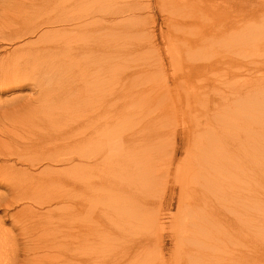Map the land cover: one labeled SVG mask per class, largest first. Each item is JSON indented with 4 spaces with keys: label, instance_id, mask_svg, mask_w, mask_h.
Returning a JSON list of instances; mask_svg holds the SVG:
<instances>
[{
    "label": "rangeland",
    "instance_id": "374dc122",
    "mask_svg": "<svg viewBox=\"0 0 264 264\" xmlns=\"http://www.w3.org/2000/svg\"><path fill=\"white\" fill-rule=\"evenodd\" d=\"M255 1V4L261 5L260 9L263 11L264 0ZM1 2L0 78H8L7 84L9 85L0 84V144H3L7 137L6 144L3 145L8 144L7 147L10 148L17 142L16 146H18L22 141V143H26L25 145L33 147L35 153H39L38 149H44L43 146L47 147L48 144L36 142L33 133L35 132V137L39 130L36 132L37 129L33 126L32 121L35 120L29 117L23 118L26 110L28 112L30 107L28 105L33 103L34 90L32 84H29L32 82L25 78L26 74L30 76V73L24 71L23 65L26 66L24 63L20 64L15 61L18 52L12 50L13 47L20 46L24 41L27 43L28 41L38 43L48 41L55 32L53 31L54 27H46L49 31L42 30L37 35L24 36L22 40H19V37H14L13 41H9L3 37H5L8 28L15 27L16 23L44 24L47 20L54 18L56 13H59V10L54 12L53 9H60L65 3H63L64 0H49L45 5L40 1L38 5V0H7L2 4ZM111 2L115 4L112 5L115 11L132 9L131 11L134 13L133 16L131 15L132 18L126 21H120L119 19L123 18L124 20L128 17L125 14L123 16L119 14L116 19L114 17L109 22L114 54L111 80L116 93L113 103L114 106L120 105V107L127 104L133 111L135 108L138 109L136 114L143 116L142 122L145 125L144 133H140L137 129L138 125H134L132 116L127 119L120 109V116L124 119L121 121L122 117H117L116 121H113L112 127L116 129L112 128L114 131L112 136L120 137L121 141L125 140L127 136H123V134L131 133L134 127L138 130L136 132H138L139 142L140 138L146 135L148 139L152 138L153 140L157 136L158 140L145 149H141L142 147L132 149L130 146L125 149L126 151L119 150L120 147L115 145V141L120 139L108 142L109 145L102 151L100 146L105 144L101 140L97 148L101 150V153L103 152L101 154L103 156L98 158L101 161L95 173L93 172L94 178L93 176H82L76 184L68 175L72 169L69 167L71 164L63 165L68 166L67 169H64L68 174L62 173L59 178L49 175L44 176L45 178L18 179L19 174L14 170L16 174L14 173L13 176L18 178L15 181L13 177L14 180H6L8 181L6 183L2 180L4 183L0 185V198L3 196V198L10 199L9 196L12 194L17 196L22 194L21 196L34 195L35 199H39L43 194L49 195L54 192V195H58L59 201L52 205L56 209L54 217L49 215L47 219L43 218L46 208L38 205H33L32 207H35V209L32 208L33 210L27 209L19 212L21 206L33 204L30 200L19 202L20 204L13 203L8 208L4 203L1 204L0 233L2 235H0V245L4 250L1 249L2 253L0 252V264H264V113L259 110L261 106L258 109L256 107L258 101H264V82L260 81V77L264 76V64L261 63L264 60V16L256 17L258 13H251L239 19L240 13H244V7H242L244 1L240 0H200L199 4H202V9L198 13L199 16L196 14L189 20L184 19L183 6L178 0L99 1L100 4L106 3V6ZM248 3L247 7L252 6ZM30 5H32V9ZM244 5L246 4L244 3ZM215 6L227 8L226 12L212 11ZM109 8L111 6L105 7V9ZM210 12L219 13L217 22H214L213 25L217 24L209 33L201 35L200 31H197L196 25H201L203 22L204 24L209 23L213 18L209 15ZM58 28L60 26H57ZM60 32L65 37L69 31L62 30ZM200 40L203 43L201 47L198 43ZM98 53L95 54L96 57ZM62 54L64 51L59 49L37 59L30 67L31 74L45 60L42 64L54 65L56 72L47 79L48 87L58 86L61 89H70L77 81H72L66 77V74L74 62L81 63L85 58L83 55H79L71 62L65 56L63 59ZM189 54L193 55L192 59H189L191 57ZM134 64H139L137 68L140 67L148 71L160 70L158 76L161 78L159 79L155 75L158 80L155 79L153 85L148 82L144 83L146 78L143 71L136 72L137 75L135 73V75H131L125 71L126 66H129L130 69L135 68ZM210 65L211 67H209ZM204 67L206 71H204ZM19 68L24 71L21 75L18 74L21 70ZM27 68L28 66H26V70H28ZM140 73L142 78L139 76ZM138 77H140L139 80H137ZM13 78L19 82L12 81ZM118 78H120L119 81ZM102 79L104 80V77ZM146 85L152 86L149 87L152 90L148 89L146 101L143 103L146 113L138 114L143 104L137 106L135 99L138 97L133 101L131 96L128 98L129 91L139 89L142 92L144 87H147ZM259 86H263L261 90ZM253 87H256L254 88L256 91L259 90L257 94L252 92V90L254 91ZM165 89L168 90L167 96L162 95ZM219 90L221 93H218ZM236 90L237 92H235ZM211 93L217 101L215 105L209 104V111H203V101L210 102ZM122 98H124L125 104ZM65 99V96L55 99L54 105L60 104L61 100L64 102ZM120 100L122 102H119ZM130 100L131 102H128ZM81 103H85V101H81ZM216 105L220 106L214 108ZM45 107V111L52 109L51 105ZM106 108V106L99 107L98 118L103 115L108 116V112H105L107 115L104 113ZM212 108L215 110L213 111ZM149 109L152 111H148ZM231 109H235L232 113L233 116L228 113ZM75 116V113H62L58 118L56 117V121L48 126V129L53 131L55 126L63 124L70 118H76ZM11 119L14 120L11 121ZM36 123H39L38 119H36ZM148 123H152V125ZM223 123L227 125L226 129L221 127L218 133L216 132L219 142L215 143L212 152L214 155H219V159L215 160L217 167L213 174L216 179L221 178L222 182L215 181L219 182L218 186L220 185L221 190L225 189L219 192L209 190L211 193L204 192L202 194L204 188L199 187L198 183L204 181L202 186H206L207 180H196L197 174L194 173L195 166L198 164L195 157L198 156L199 141L204 137V134L209 132L212 125ZM238 142L243 147H239ZM220 144L224 147L221 148ZM49 146L51 145L49 144ZM18 147L17 149L20 150L22 146ZM108 148H111L110 153ZM139 151L146 155L145 160L142 159ZM29 154L31 153L28 152ZM131 155H134V158ZM252 155L256 157V160L250 159ZM123 157L126 158L123 159ZM119 158H122V161ZM130 158H133L135 162L133 163ZM6 161L8 164L15 162L16 168L26 165L25 168L31 169L29 172L33 170L32 172L38 173L42 168V165L30 167L28 163L16 162V157L8 159L0 157V162ZM116 162L121 165L125 164L128 170H133L134 173H139L141 176L146 173V183L141 180L138 182L132 178V183H128L130 189L117 193L113 187L121 184L124 180L115 176ZM144 170L145 173H143ZM148 170L151 171L153 179L150 182L147 177ZM89 173L93 175L92 172ZM3 178L5 177L3 176ZM191 178L192 180H190ZM22 180L25 182L23 183ZM11 189H15V191ZM62 190L65 191L61 192ZM112 194L122 195L116 197L118 206ZM197 194L198 196H196ZM216 194L217 196H215ZM217 198L219 199L217 200ZM204 200L208 202H204ZM197 201L198 204L199 201L205 203L202 210L196 209ZM191 203L198 210L195 215L193 213L196 210L191 209ZM76 206H83V208L75 210ZM86 208H90L89 213L85 212ZM34 210L38 214L30 212ZM120 217L124 218V221L119 220ZM192 217L203 222L201 226H204L199 229V233L202 229L201 232L204 234L202 237L192 235V242L188 243L189 235L194 233V228H197L194 225L191 231L189 224ZM218 220H222L224 224L221 226L215 224ZM208 221L211 223H207ZM31 222L33 224H30ZM39 222L40 224H38ZM212 225L215 227L213 228ZM182 226L189 228L188 235L180 232ZM219 227L222 228V231H218V234L208 233L211 229L215 231ZM54 233L57 239L53 235ZM117 233H121V236ZM211 236L218 239L210 241ZM38 237H42L43 240L45 238V240H36ZM196 242L200 244L199 251ZM43 244L47 245L46 248ZM1 246L0 248H2ZM183 250L186 253L182 255ZM189 250L196 253L190 257Z\"/></svg>",
    "mask_w": 264,
    "mask_h": 264
},
{
    "label": "bare ground",
    "instance_id": "6f19581e",
    "mask_svg": "<svg viewBox=\"0 0 264 264\" xmlns=\"http://www.w3.org/2000/svg\"><path fill=\"white\" fill-rule=\"evenodd\" d=\"M1 1L0 2L2 4L4 2H6L7 0L6 1L5 0H1ZM39 1L42 4L45 5V3H47V1H49V0H38V5H39ZM99 1L101 2L102 0H64L63 3H65V4H62L60 9L59 8L58 9H53L54 12H57V10H59V13H56L53 16L54 18H52L50 20H47V22H44V24L37 23V24H32L31 25V24L26 23V22H24V23L21 22L20 24L16 23L15 27L10 26L8 28L7 32L5 33V35H4L5 37H3V39H7V40L10 41L14 37H17V38L19 37V40L20 39L22 40V38H24V36L25 37L26 36L30 37V36L37 35L42 30H44V32H47L49 30H47L46 27H54L53 31H55L53 33L52 38L49 39L48 41H44L42 43H38V42H29L27 40L28 43L24 41L23 44H21L20 46H18V47L15 46V48L13 47L12 51L13 52H15V51L18 52V54H17V56L15 58V61H17V63H20V64L24 63L26 66H28V68H27L28 70H26V66L23 65V67H25V68H23L24 71L30 73V76L26 74L25 78L29 79L28 81L32 82V83H29V84H32V86H33L32 89L34 90L33 91V97H32L33 103L31 102L32 104L28 105L30 107L28 108V112L26 110V113L24 114L23 118L29 117V118H32L35 121H36V119H38L39 123L35 124V121H32L34 128L37 129L36 132H38V130H39V132L36 134L35 137H34V135H35L34 133L35 132L33 133V138H35L36 142H38V143L44 142V143H47L48 145L46 144L47 147L43 146L44 149L39 148L38 149L39 153H35V149L33 147L31 148V146L25 145L26 143H24V142L22 143V141H20L19 144L22 147L20 148V150H18L17 148H19L18 146H20L19 144H18V146H16L18 142L15 143L16 145H14L13 147H10V148L7 147V146H9L8 144L7 145H3V144H6V138L7 137H5V139L3 141V144H0V157H5L6 159L16 157V159H17L16 162H20L22 164H27L28 163V164H30V167L31 166L35 167V165H37V166L38 165H42V168H40L41 170L38 173H36V172H32L33 170L31 172H29V170H31V169L28 170L29 167L25 168L26 165L25 166L24 165L23 166H19V168H16L15 167V162H11V164H8L7 161L6 162H0V185L3 184L4 182L5 183L8 182L6 180H14V178H15V181H16V178H18V177L13 176V174L14 173L16 174V172H17V174H19V178L18 179H24V180H29L30 178L32 179V178H37V177L49 176V175L50 176L53 175L54 178H56V177L59 178L62 175V173H64L65 175L67 173V171H65L64 169H67L66 167H68V166H63L65 164H71V165H69V167L70 168L72 167V169L70 170V172H68L69 174L68 173L67 174L70 176V178L76 184L78 182V180H80L82 178V176L83 177H85V176H89V177L93 176V178H94L93 172L95 173L96 168L100 165V161H101V160L99 161L98 158L103 156V155H101L103 152L101 153L100 152L101 150H99L97 148L98 145H99V142L101 140H103V142L105 144L102 147L100 146L102 151L106 148V146L109 145L108 142H110V141L112 142L115 139H120V140L115 141V145L120 147L119 150H122V151L123 150L126 151L125 149L126 148H130V146H132V149H136V148L140 149V147H142L141 149H145V148L148 147V145H151L154 142L156 143V141L158 140V139H156L157 136H155V135H154L155 136L154 139L156 141L153 140L152 138L148 139V136L144 135L145 137L140 138V142H139V139H138L139 136L137 135L138 132H136V131L139 130L140 133H144V129H145L144 126L145 125H143V122H142L143 121L142 120L143 116L141 117V116L137 115L136 113H137L138 109L135 108L134 111H133V109L131 107H129V105H127V104L126 105H122V107H120V105L114 106L115 104L113 103L114 98L116 97V93H115V87L112 84V80H111V77L113 75V64H112V61H113L114 54H113V51H112V40H111L112 30H111V24L109 22L112 21V19L114 17L116 19L117 15H119V14L121 16H123L125 14L128 18H125L124 20H123V18H121L119 20L120 21H126L127 19L132 18L134 13H132V11H131L132 9L131 10H123V11H115L114 8H112L113 7L112 5H115V4L112 3V2L111 3H107L108 6H111V8L105 9V7L108 8V6H106V3L105 4H100ZM125 1L126 2H130V0H125ZM132 1L133 0H131V2ZM178 1H180L181 2L180 4L183 6L182 10H183L184 13L182 15L185 17L184 19H186V20L191 19L193 16L198 14L200 12V10L202 9V7H201L202 4H199L200 0H178ZM240 1L241 2L244 1L242 3V5H243L242 7H244V9L243 8L242 9L244 10V13H242V12L240 13V15L238 16L239 19L241 17H243L244 15H246V14L248 15V14H251V13H258L256 15V17L264 16V10L262 11L260 9L261 5L255 4L256 3L255 0H240ZM117 2H119V1H117ZM248 2L250 4H252V6L247 7L248 6L247 5ZM244 3L246 5H244ZM31 4H33V3H31ZM98 4H100V5H98ZM41 6H39V7H41ZM34 7H35V5H34ZM30 8L32 9V5H30ZM194 8L196 10L195 13H194ZM226 9L227 8H222L221 6L220 7L219 6H215V7L212 8V11H217V12L219 11V13L220 12L223 13V12H226ZM260 10H261V12H259ZM165 11H167V10H165ZM217 12H215V13L214 12H210L209 13V15H211L213 17L209 23H205L204 24V22H203V24H201V25L200 24L196 25L197 26V31H200L201 35H205V34L209 33L210 30L214 29V26L217 23L215 25H213V24H214V22H217L216 19H218L217 16L219 14ZM188 15H191V16L187 17ZM198 16H199V14H198ZM42 25H44V26H42ZM57 26H60V28L57 29ZM44 28H46V29H44ZM62 30L63 31L64 30H68L69 31L65 37H63V33L60 32ZM58 32H60V34H57ZM12 41H11V43H12ZM198 43H199V47H201V45L203 44L201 40ZM59 49H62V51H64V54H62V58L64 59V56H65L71 62L74 61L75 58L78 57L79 55H83V57L85 58L81 63L80 62H78V63L74 62L72 67L69 68L68 73L66 74V77L70 78L72 81H75V82L77 81L78 83L76 82V84L74 86H72L68 90H66L65 88L61 89L58 86H55V88H49L48 87V80L47 79L50 76H52V74H54L56 72H55V66L54 65H50L49 66L48 63L42 64V62H44L45 60H43L39 64V66L36 67L35 71L31 74L32 69L30 67H32L31 65H32L33 62H36L37 59H41V58L45 57V55L47 56L48 54L53 53V52H55V51H57ZM97 52H99V53H98V56L96 57L95 54ZM9 53H7V54L10 55ZM99 54H100V56H99ZM189 55L191 56L189 59H192L193 55H191V54H189ZM29 60H32V61H29ZM261 63L264 64V60ZM134 65H136V67L133 68V69H130L129 66H126L125 67V71L127 73H130L131 75L134 74V73L137 75L136 72H142L143 71L144 74L143 73L142 74L145 75V78H146L144 80V83L148 82V83L153 85V83H155V81L158 80L157 78H159V79L161 78L160 76H158V74H160L159 73L160 70L148 71L147 69H141L140 67L137 68V66H139V64H134ZM209 67H211V65ZM19 69H21V68H19ZM23 69H21L19 71L20 73H18V72L17 73L21 75L22 72H24ZM203 69H205V67ZM204 71H206V69ZM5 75H7V74H5ZM155 75H156L157 78H155ZM163 75H162V77H163ZM15 76H12V77H15ZM139 76H141V73H140ZM103 77H104V80L102 79ZM15 78H13L12 81L19 82ZM133 78L135 79V77H133ZM139 78L140 77H138L137 80H139ZM141 78H142V76H141ZM10 79H12V78H10ZM255 79L257 80V78H255ZM260 79H261L260 81L264 82V76L260 77ZM119 80H120V78H118V81ZM207 81H208V79H207ZM8 82H9L8 78H4V77L2 79L0 78V84L1 85H4V86L6 85L7 86V85H9V84H7ZM20 82H21V80H20ZM10 85H11V82H10ZM146 86L147 87H144V90L142 92H140L139 89H133V90L129 91L128 98L131 96V98H133V99L130 98L132 101L136 97L140 98L139 100H138V98L135 99L136 102H137V106L145 103V101H146V93H148V89H150V91L152 90V88H149L151 85L149 87H148V85H146ZM262 87H260L259 89L261 90ZM141 88H143V87H141ZM254 88H256V87H253V89ZM213 90H216V89H213ZM235 92H237V90ZM252 92L257 94L259 92V90L256 91L254 89V91L252 90ZM166 93H168V90L165 89L162 92V95L163 94L166 95ZM218 93H221V90H219ZM62 96H65L66 99L64 100V102H62V100L59 101L60 104H55L56 105V107H55L54 100L58 99V98H62ZM210 98H211L210 102H207L206 100L203 101V108H204L203 111L204 110L205 111H209L210 110L209 104L215 105V102L217 101L215 99L216 97L214 98L212 93H211L210 94ZM122 99L124 100V98H122ZM121 100L119 102H122ZM131 100L128 101V102H131ZM81 101H85V103H86V101H88V103H86V105L84 106L85 103H81ZM136 102H135V104H136ZM56 103H57V101H56ZM132 103H134V102H132ZM224 103L226 104V102H224ZM124 104H125V100H124ZM256 104H257L256 105L257 109L261 106L259 108V110H262L263 111L262 113H264V107H263L264 106V101L260 100ZM48 105H51L52 109L50 111H45L44 110L46 108L45 106H48ZM100 106H102V107L106 106L107 107L106 110L104 111V113L108 112V116L107 117L105 115H103L102 117L98 118L97 110H99ZM217 106H220V105H216L214 108H216ZM214 108H212L213 111L215 110ZM120 109H122L121 112H123V114L127 117V119L132 116L133 122L135 123L134 125H136V124L138 125V128H137L138 130L133 127L131 133H127V135L123 134V136H127V137H126L125 140H122V141H121L120 137L112 136V135H114L113 134L114 131H113L112 128H115V127H112L113 121H116L117 117H122V116H120V112H119ZM145 109H146L145 108V104H143L141 106L140 112L138 114H143V112L146 113ZM150 110L151 109H149L148 111H150ZM216 110H218V109H216ZM233 110H235V109L229 110L228 113H229L230 116H233V114H232ZM169 111H171V110H169ZM221 112H222V110H221ZM62 113H67V114H74L75 113V115H76L75 117L76 118H70L66 122H63V124H59V125L55 126V129H53V131H50L48 129V126L51 125L54 121H56L58 116L60 114H62ZM205 114H209V113H205ZM14 115H15V113H14ZM16 115H17V113H16ZM223 116L225 117V115H223ZM13 118L16 119V117H14V116H13ZM123 119H124L123 117L120 118L121 121ZM12 120H14V119H11V121ZM222 121H223V118H222ZM114 123H116V122H114ZM100 124H101V126H100ZM149 125H152V123L149 124ZM206 126H208V125H206ZM226 126L227 125L225 123L220 124V125L216 124V125H212V128L209 127L210 130H209V132L207 131L208 133L204 134L203 132H201V133L204 134V137H202L201 141H199V145L198 146H199V152L200 153L198 152V156L195 157V161L197 160L198 164H197V166H195L194 173L197 174V179L196 180H207L206 186H202L204 184V181H200L199 183L197 182L199 187L204 188V191H202L203 192L202 194H204V192L211 193L209 190H213L214 192H219V191H223L225 189L224 188L223 190H221L220 185L218 186L219 182L216 183V181H215V180H217V181L222 182L221 178L220 179H216L215 175L213 174V172L216 171V167H217V162L215 160L219 159V155L218 154L214 155V152H212V151L215 148V143L218 144V142H219L218 141L219 139H218V137L216 135L218 133V130L221 129V127L226 129ZM135 127H137V126H135ZM203 134H200V135H203ZM101 136H102V138H100ZM64 143H66V144H64ZM49 144L51 146H49ZM158 144H160V143H158ZM240 144L241 143L238 142L239 147L242 146V144L241 145ZM244 144H245V142H244ZM220 147L223 148L224 146L222 147V145H221ZM110 150H111V148H108V152L109 153L111 152ZM228 150H226V151H228ZM28 152H30L31 154L28 155ZM139 152H141V151H139ZM139 152H138V156L140 155ZM154 152H155V150H154ZM115 154H113V155H115ZM131 156L133 157L134 155H131ZM136 157H137V155H136ZM141 157H142L143 160H145L147 158L146 155H144L142 152H141ZM141 157H139V158H141ZM125 158L126 157H123V159H125ZM133 158L132 159L130 158V159H131V161L133 160V163H134L135 161H134ZM105 159H107V157H105ZM137 159H138V157H137ZM250 159L251 160H256V157L254 155H252V157ZM143 160H141V161H143ZM118 163L119 162H116V166L114 168V173H115V176L119 177L120 180L123 179L124 182H121V184L115 185L117 187H115V186L113 187V188L116 189L117 193H121V191H123L125 189L129 190L130 187H128V185L130 184L129 182L132 183V181H133L132 178H134L138 182H140V180H141V182H145L146 183V178H145L146 177V173H145L146 171L145 170L143 172L145 174L142 173L143 176H141L139 173H134L133 170H131V171L128 170V167H126L125 164L122 163V165H121L120 163L119 164ZM143 163H144V161H143ZM138 164H140L139 161H138ZM134 166H137V164L136 165L134 164ZM141 166L144 167L143 165H141ZM36 168H38V167H36ZM63 171H65V172H63ZM89 172H92L91 174H93V175H90ZM3 176L5 178H3ZM147 177H148V182L153 180L151 178V171L150 170L147 171ZM194 177H196V176H194ZM2 180H4V182ZM190 180H192V178ZM24 182L25 181H23V183ZM124 184H125V187H123ZM5 185H7V184H5ZM9 185H11V184H9ZM62 186L64 187V185H62ZM67 189H66V191H67ZM11 190H13V189H11ZM201 190H203V189H201ZM13 191H15V189ZM64 191L65 190H62L61 192H64ZM21 195L22 194H20L19 195L20 197H19V196L15 195V194L14 195L12 194V196H9L10 199H7L6 197L3 198V196L1 195L2 197L0 198V206H1L2 203H4L5 207L8 208L13 203L14 204L15 203L20 204L21 202L30 200L31 204L32 203L33 204L31 206H29L30 204L29 205H25V206H21V208H19V212L21 210H27V209L30 210V209L33 208L32 207L33 205H35V206L38 205L39 207L41 206L43 208H46V212L45 213L43 212V218L47 219L49 217V215L51 217H54V215H55L54 213H55L56 209H54L52 205H53L54 202L56 203V202L59 201L58 195H54V192H53V194H49V195H47V194L44 195L43 194L42 198L39 197V199H35L34 195H32V196H27V195L21 196ZM112 195H114V194H112ZM117 195L119 196L120 194H117ZM117 195H114V198H115L114 200H116ZM121 196L122 195H120V197ZM187 196H188V194H187ZM196 196H198V194ZM215 196H217V194ZM190 198L192 199V197H190ZM218 199L219 198H217V200ZM117 200L115 201V203L118 206L119 204L117 203ZM201 201H202V199H201ZM201 201H199V204H198V201L196 202V209L198 208V210H202V208L205 206V203H203V202L200 203ZM205 201L206 200H204V202ZM206 202H208V201H206ZM212 204H213V202H212ZM216 204H214V205H216ZM184 205L186 206L187 204H184ZM59 207H61V206H59ZM87 207H88V205H87ZM82 208H83V206L82 207L81 206H78V207L76 206L75 210L76 209H82ZM33 209H35V207ZM89 209L86 208L85 212H87ZM93 209H94V207H93ZM191 209L192 210L195 209V206H194V204L192 205V203H191ZM198 210H196V212H194V213L192 212L193 215H195V213H198ZM211 210H212V208H211ZM17 211H18V209H17ZM189 211H191V210H189ZM14 212H16V211H14ZM30 212L38 214V213H36L37 211H35V210L34 211H30ZM217 212H219V211H217ZM88 213H89V211H88ZM205 214H207V213H205ZM37 217H39V216H37ZM201 217L203 218V216H201ZM123 219L121 217L119 218V220H123ZM217 219H219V218H217ZM44 221H46V220H44ZM209 221H211V220H209ZM209 221L207 223H211ZM32 222L30 224H33ZM36 222H38L37 219H36ZM21 223H22V221H21ZM23 223H25V222H23ZM202 223H203L202 221H198L194 217H192L190 219V224L189 225H191V231H192V229H193V227L195 225V226H197V228H194V229L197 232L194 231L193 234L189 235L188 243L192 242L191 241L192 235H195V236L200 235L202 237V235L204 234V233L201 232L202 229H201V231L199 233V229L204 226V225L201 226ZM38 224H40V222ZM49 224H51V223H49ZM181 224H183V223H181ZM215 224H219L221 226V224H224V222H222V220H218V221L215 222ZM212 226H213V228L215 227L214 225H212ZM188 231H189V228L187 226H182L181 227L180 232L186 233V235H188ZM218 231L219 232L222 231V228L219 227L215 231L211 229L209 232L208 231L207 232L209 234L212 233V232H215V235H216V234H218L217 233ZM117 234H119L121 236V233H117ZM0 235H2V234L0 233ZM53 235L55 236V233ZM46 237L47 236L45 234V238ZM45 238H44V240H45ZM39 239L44 241L42 237H40V238L38 237L36 240H39ZM56 239H57V237H56ZM214 239H218V238L213 237V236H211L209 238L210 241L214 240ZM196 244H198L197 247H198V251H199L200 250V244H199V242H196ZM43 246H45V245L43 244ZM46 246H45V248H46ZM1 249H3V247L0 248V252H1ZM189 251L190 252L188 254H190V257H191V255H194V253H196L193 250H189ZM1 253H0V256H1ZM185 253H186V251L183 250L182 255L185 254ZM190 257H189V260H190ZM46 264H49V263H46Z\"/></svg>",
    "mask_w": 264,
    "mask_h": 264
}]
</instances>
